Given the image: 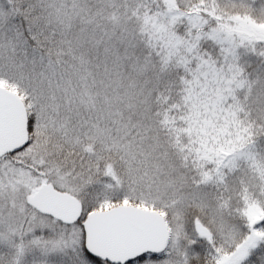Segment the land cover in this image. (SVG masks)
Returning <instances> with one entry per match:
<instances>
[{
    "label": "snow or ice",
    "instance_id": "snow-or-ice-1",
    "mask_svg": "<svg viewBox=\"0 0 264 264\" xmlns=\"http://www.w3.org/2000/svg\"><path fill=\"white\" fill-rule=\"evenodd\" d=\"M0 264H264V0H0Z\"/></svg>",
    "mask_w": 264,
    "mask_h": 264
}]
</instances>
